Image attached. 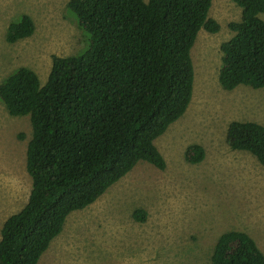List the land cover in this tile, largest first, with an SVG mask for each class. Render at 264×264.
I'll return each instance as SVG.
<instances>
[{
    "label": "trees",
    "instance_id": "obj_1",
    "mask_svg": "<svg viewBox=\"0 0 264 264\" xmlns=\"http://www.w3.org/2000/svg\"><path fill=\"white\" fill-rule=\"evenodd\" d=\"M239 18L219 45L217 81L264 87V0H232ZM211 0H67L66 8L86 36L76 55L50 57L40 84L36 73L18 66L0 80V103L11 116L27 115L30 138L25 171L27 199L0 227V264H36L62 229L65 217L95 201L138 161L164 169L153 144L187 107L193 68L189 50L199 29L215 33ZM34 29L27 14L11 20L4 40L13 44ZM21 135H19L20 137ZM225 142L250 153L264 167V126L231 120ZM198 144L184 159L199 162ZM135 208L131 216L144 219ZM211 264H264V255L244 231L219 234Z\"/></svg>",
    "mask_w": 264,
    "mask_h": 264
},
{
    "label": "rangeland",
    "instance_id": "obj_2",
    "mask_svg": "<svg viewBox=\"0 0 264 264\" xmlns=\"http://www.w3.org/2000/svg\"><path fill=\"white\" fill-rule=\"evenodd\" d=\"M66 2L0 0V80L26 66L42 84L51 55L84 49L86 36ZM239 13L232 0H211L208 15L219 29H199L195 35L189 103L153 140L164 169L138 161L95 201L67 214L36 264H211L214 241L228 230L246 232L264 255V167L250 153L230 149L224 138L231 120L264 126V87L224 90L217 81L219 45L231 35L227 23ZM20 14L31 18L33 32L9 44L6 26ZM260 17L264 21V13ZM29 138L28 116H11L0 103V227L28 196ZM190 144L203 148L197 163L184 159ZM135 208L144 210L142 221L131 216Z\"/></svg>",
    "mask_w": 264,
    "mask_h": 264
}]
</instances>
